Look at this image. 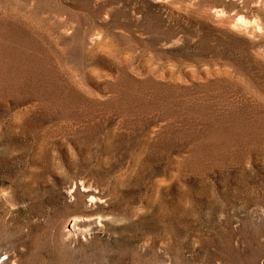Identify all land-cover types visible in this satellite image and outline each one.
<instances>
[{"label": "rangeland", "instance_id": "1", "mask_svg": "<svg viewBox=\"0 0 264 264\" xmlns=\"http://www.w3.org/2000/svg\"><path fill=\"white\" fill-rule=\"evenodd\" d=\"M0 264H264V0H0Z\"/></svg>", "mask_w": 264, "mask_h": 264}]
</instances>
